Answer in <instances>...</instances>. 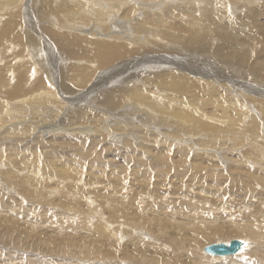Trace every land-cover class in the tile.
<instances>
[{
  "label": "rangeland",
  "instance_id": "rangeland-1",
  "mask_svg": "<svg viewBox=\"0 0 264 264\" xmlns=\"http://www.w3.org/2000/svg\"><path fill=\"white\" fill-rule=\"evenodd\" d=\"M12 4L16 6L14 7ZM231 5L234 13L239 11L236 5ZM40 8L41 5L37 3V0H0V22H2L0 33L2 28L8 27L10 29L9 35H13L11 41L4 42L7 43L6 46L0 44V74L5 72L4 74L7 75L9 80L8 89L4 88L0 91V122H2L0 123V132L4 133L0 135V138H5L7 130L17 131L28 124L27 119L30 118L33 110L41 114L44 111L41 106L45 101L56 99V101L63 102L67 99V93L63 92L66 91V87L60 86L61 72L66 73L68 76L71 75L70 82H72L71 86L73 88H80V84L76 81L74 83L72 80L73 77L77 76V67L87 66L82 60L72 59V56L64 50V46L57 42L56 34L53 33L54 28L50 29L49 27L51 25L56 27L55 19L41 16ZM9 18L12 19L9 20ZM244 26L250 30L249 25ZM36 28L39 31L38 37L30 33L31 29L36 30ZM62 30L72 32L75 35H78L76 32H84V30L80 31L68 26L62 27ZM102 36H105L103 38L108 37L106 34H102ZM116 41L121 42L119 39H116ZM89 50L93 51L92 48H89ZM188 50L192 55L196 54L195 48L188 46ZM190 59L191 62H195L200 59L207 61L212 58H208L207 55L201 53V58L193 56ZM125 60H118L119 62L117 61L114 65L111 63L107 67H101L97 70V73H95L96 69L92 70V73L95 74L85 88L81 90L85 89L86 91L90 86L92 87L94 85L92 83H96L101 75L107 76L112 67L120 72L119 76L125 75L122 80L126 79V83L120 85V81L112 82L115 85L112 83L107 85L109 89L106 88L104 93L101 92L102 89L92 90L87 94V97H91L84 100L85 102L82 104V106L89 107V110L86 113H78L76 118L74 117V111L64 113V107L61 105V109H56V115L61 117L62 120L60 121L63 125H69L68 123L75 121L76 124H81L77 120H83L84 117L85 121L93 120L91 119L95 115L92 108L93 104L97 100L100 102L108 96L109 93L107 94V92L122 100L123 104L116 111L117 113L125 110L127 104L125 100L127 99V102L133 100L135 103H140L144 108L143 110L146 108L150 112L152 105H158L157 101L151 105L148 98L146 99L148 102L134 99L138 95L134 92L132 94L135 96L132 95L131 90L133 89H129L128 86L136 84L139 86L141 84L142 87L146 86L145 88L152 89V85L149 86L146 83L145 85L143 80L148 81L149 74L157 73L164 68L157 65L140 67L141 71L146 70V73L135 79V73L132 72L136 70L138 65L134 64L132 68L131 65L125 63ZM25 61L27 63H24ZM42 62L44 63L42 64ZM14 63L17 65H14ZM69 64L73 68H68ZM210 64L213 65V62H210ZM23 65H28L25 77L22 76L21 72V66ZM99 66H101L100 63ZM188 71L194 74L193 77L199 76L202 80H207L205 82H215L214 85L216 84L217 86H215L221 92H225L230 96L235 94L229 93V88L236 86L237 96L231 99L240 100L239 102L243 105L246 103L253 104V102H246L242 96L238 95V92L253 98H264V77L253 74L246 66L237 68L238 72L235 68V73L238 74L233 82L230 81L226 86L222 82H218L216 76L212 74L201 76L191 72L190 69ZM24 78H26L24 85L27 86L28 90L21 92L24 87H20L15 97L11 99L3 97L6 92L16 87L19 81ZM163 86H161V89L167 91H160L164 100L166 94L174 95V92L168 91V88H165V85ZM247 86L256 91L249 89ZM190 88H195V85ZM48 89L54 93V96L38 93ZM98 92L101 94L99 95ZM194 92H196V89L190 91V93ZM75 94H79V92L75 91ZM145 95L142 94L144 99L147 96ZM215 100L220 107L216 112L208 109V114L214 112L224 117L222 112L224 106L221 103L224 101L217 98ZM68 103L71 104L65 100L62 104L68 106ZM72 104L75 106L76 103ZM49 106L51 107L53 104H49ZM6 107L7 111H5ZM15 108L17 109L15 110ZM114 109L111 110L115 111ZM94 110L101 109L94 108ZM248 110L256 113V116L259 117L254 115V119H262L261 114L255 112L254 108L249 107ZM159 112L153 111L150 114L158 117ZM236 112V108H229L230 116L236 118ZM15 113L19 115L24 113V118L19 119L20 121L15 120L16 122L3 119L8 115L13 117L16 115ZM248 115L243 116L246 117L247 121L250 120ZM169 118H172V116H169ZM127 119H132L133 123H138L133 118L129 117ZM66 120L67 122H65ZM113 120L119 122L121 120V122L115 127L114 124H108L111 123L108 117L104 118V128L109 127L113 130H105L102 138L98 134L94 135V131L90 132L89 128L86 127H78L74 130L63 127L53 128L56 130L43 132L38 136V133L32 134L33 136L30 135L31 138L19 142L17 141V133L12 136L15 140L9 139L10 137L0 139V148L8 154L12 152V148L17 149L28 146L29 148L26 147L28 149L26 153H28L27 157L30 158L29 168L36 167L39 170L38 174H41L40 178L34 177L35 179L31 181V190H27V186L19 180L22 178L21 175L25 174V171H21L22 168L20 167V169L19 165L14 166L12 164L13 168L10 167L8 165L10 161L8 154L4 153L2 155L0 151V155H2L0 156V192L4 193V198L0 196V200L3 199L4 201L1 200L2 203H0V231L3 236H7L9 233L5 237L8 244L0 243V264H153L150 259L142 262L140 258H155V255L158 256V259L163 260L159 264H198L197 260L200 257L201 261L202 258L205 259L206 264H219V261L230 256L229 260L234 264H264V257H262V254L259 255L260 249L254 253L260 245L259 239H264V184L261 180L264 178V165L261 164V160H255L254 157L248 154L253 147L249 145L250 138L245 131L252 123H245L242 128L234 127L233 119L232 128L230 129L231 132H236L233 142L225 138L224 141L218 139L217 143H212L208 138H202L212 136L214 132L212 124L206 130L194 129L200 135L194 134L193 137L196 140L201 139L200 142L204 141V144H208L207 146L201 144L203 146L198 145L197 147L192 144L187 154L178 153L180 145H177V141L183 144L190 143L180 139L187 133V129L182 128L179 132H176V129H168L175 138L176 136L178 138L180 134V138L175 143L174 139L172 143H168L172 155L163 154L160 157L154 156L157 150L151 148L154 151H149V147L144 149L140 145L142 144L140 137H137L134 133L129 134L126 126L122 128L121 125L123 122L126 123L125 120L118 117H114ZM241 124L242 122H240ZM261 125L262 123L259 124L258 128L260 130L257 129L258 132L262 131L263 127L261 128ZM135 130L140 131L138 127ZM191 131L195 133L192 129ZM100 133L103 134L102 131ZM261 133L264 134V131ZM89 134L92 137H89ZM75 135L76 137H74ZM82 135L84 138H81ZM187 135L190 134L187 133ZM161 136L165 137L164 135ZM225 136L229 137L230 135L225 134ZM85 137L90 139L86 140ZM252 137L259 139L258 142L262 141L264 143V135L263 138L256 135ZM126 139L129 140L128 143L125 141ZM91 141H94L89 147L92 152L91 157L85 159L77 157L76 155L80 153L78 148L88 151L79 144L86 143V145H89ZM236 142L241 143L229 148L230 145ZM156 143L152 141L144 146L162 147L160 140ZM128 145L134 147L135 150L138 148V152L136 153L135 150L128 148ZM214 147L216 149H212ZM249 147L251 148L250 151ZM262 149L263 154H260L261 157L264 155V145ZM69 150L73 151L68 152ZM22 152L23 150L20 149V153ZM24 153L25 151L20 155L18 154L19 156H15L14 164L21 162ZM93 153H97L98 157L95 158ZM222 156L227 157L223 158ZM263 160L262 162H264ZM18 168L21 175L17 173ZM10 169L13 170L12 173L14 172L15 177L4 176V173ZM60 169H63L62 173L66 177H61L58 174L61 171ZM38 181H47L49 191L44 188V197H41L36 189H39L40 186H46V183L41 185ZM47 192L50 193L47 194ZM8 197H13L14 200L11 199L6 202L5 200ZM170 211L172 215H170ZM194 213H202L204 218H192L191 216ZM99 224H103L104 229L103 227L100 228L103 230L99 231ZM125 225L127 229L124 227ZM128 225H136V230H131V226ZM143 225L149 230L152 229V233L143 228ZM211 226L214 230L210 232L211 234L206 235L207 237L201 236V238H198L200 235L198 233L203 229L206 231L207 227ZM147 231H149V234H147ZM190 238L195 239L193 244L191 242L190 244L187 243V239ZM235 238L242 239L246 244L239 255H237L238 253L235 254L237 257H233L234 255H226L228 257L211 255L203 250L209 244L226 243ZM198 243H200L199 246H197ZM135 245L141 246L138 251L135 250ZM262 248L264 253L263 245Z\"/></svg>",
  "mask_w": 264,
  "mask_h": 264
},
{
  "label": "bare ground",
  "instance_id": "bare-ground-1",
  "mask_svg": "<svg viewBox=\"0 0 264 264\" xmlns=\"http://www.w3.org/2000/svg\"><path fill=\"white\" fill-rule=\"evenodd\" d=\"M37 3L41 5V8L39 10L41 16L53 17V19H55L56 27L52 26L50 23L49 24L51 26L49 27L50 29L52 27L54 28L53 33L56 34V38L58 40L57 42H59L61 45L64 46V50L72 56V59L82 60L83 62H85L87 66H82L81 68L77 67L76 68L77 76H75V78L73 77V80H72L74 81V83L76 81L78 84H80L79 86L80 88L78 87L73 88L71 86L72 82H70L71 75L68 76L66 75V73L61 72L60 86H62L63 88L66 87L65 88L66 91H63L64 93H67V99L65 100L67 102H70L71 104L68 103L69 104L68 106L66 104H62L65 102V100L63 102L56 101V99L47 100L41 106L44 109V111L41 114L36 113L33 110V112L30 115V118L28 117L27 119V121L29 122L28 124L24 125L23 128H19V130L17 131H14L13 129L7 130L6 131L7 134L5 135V138H0V139H8L6 137H10L9 139L15 140L12 136L14 133H17L18 135L17 141L19 142L21 140H27L31 138L35 133H38L37 134L38 136L42 134L43 132L55 131L56 129H53V128H63V127H69L72 130L78 127H83V128L86 127V128H89L90 132L94 131V135L98 134L100 138H102L105 133V130L107 131L113 130L112 128L110 129L109 127L104 128V118L108 117L111 120V123H108V124H114L115 127H117L119 123L121 122V120L120 122L114 121L113 118L118 117L126 121V123L124 122L122 123L121 125L122 128L126 126V129L127 131H129L128 132L129 134L134 133L137 135V137H140L142 141V144L140 145H142L144 149L149 147V151L151 150V148H153L155 151L156 150L160 151V152L156 151V153L154 152L152 153H154V156L161 157L163 154L164 155L171 154V148L168 147V143H172L173 139L175 143L176 140L180 138L179 133H178L179 134L178 138L176 135H175L176 136L175 138L172 132H169L168 129H176V132H179L182 128L185 130L187 129V133H189L190 135L186 136L187 134L186 133L180 139L189 141L190 143L183 144L182 142L177 141V145H180L178 153L187 154L188 149L190 150V147L192 144L194 145V147L204 144L203 143L204 141L200 142L201 139L196 140L193 137L194 134H199V132H196L195 130H206L211 126V124L214 129L213 134L211 133L212 136L210 138L207 136L202 137V138H208V140H210L212 143L216 142L218 139H222V141H224L225 138L233 142L235 140L233 138L236 135V132H231L230 129L232 128V120L234 119L233 120V124L235 125L234 127L242 128L245 126V123L247 124L252 123L250 127L248 128V130L245 131V133H247L250 138L249 145L253 147L251 152L248 154L249 156L251 155V157H254L255 160H258V159L261 160L260 161L261 164L264 165V162H262L264 155L263 157L260 156V154L263 151L262 146L264 145V143L262 141L258 142L259 139L252 137L253 135H256V136L263 138V135H264L261 133L264 131V98H253L247 95L246 93H244L246 95H243V94H239L238 92V95L242 96V98H244L246 102H250V101L253 102V104L246 103V104H249L250 106L246 104L243 105L242 103L239 102L240 100L238 101V100L231 99L237 96V89L235 91L236 86H232V88L227 87L230 90L229 93L235 94L234 96H230L229 94L225 92H221V90L218 87H216L217 85L216 84H215L216 86L214 85L215 82L214 83L205 82L207 80H202V78L199 76L193 77L194 74L188 71V69H190L191 72L200 74L201 76H207L208 74H212L216 76L218 82L220 83L222 82V84H224L225 86L230 81L233 82V79L237 76L238 73L237 74L235 73V68L237 71V68L246 66L253 74L264 77V0H37ZM231 4L236 5L239 11L234 13ZM12 6L15 7L16 5L12 4ZM151 9H155V10H151ZM10 19L12 18H9V20ZM16 21L18 20L16 19ZM1 23L2 22H0V24ZM244 25H249L250 30L247 29ZM64 26H68L69 28H72V29L74 28L80 31L84 30V32L83 33L76 32L78 35H75L72 32H67V31L62 30V27ZM36 30L31 29L30 33L36 36L39 35L38 33L39 31L38 30L36 31ZM9 31L10 29H8V27L2 28L1 33H0V44L2 43L6 46L7 43H4V42L12 40L11 37L13 35L10 36ZM102 34H106L108 37L103 38L105 36H102ZM116 39H119L121 42H117ZM52 45L54 44L52 43ZM188 46L196 49L195 55H192L191 53H189ZM89 48H92L93 51L89 50ZM200 52L207 55L208 58H212V59L207 60V61L200 59L198 61L191 62L190 58H192L193 56L201 58ZM123 59H126L125 63L126 64L128 63V65H131L130 67L132 68L134 64L138 65L136 70L135 71L133 70L132 72L133 74L135 73V79H137L139 75L146 73L145 72L146 70L142 72L140 67L157 65L159 67L164 68L163 70H160L157 73L149 74L150 76L147 77L149 82L146 81L145 79L143 80L144 84L146 83L149 86L152 85V89L145 88L146 86L142 87L143 85L141 86V84H139V86L137 84L134 86L132 85L128 86L129 89H133L131 90L132 91L131 94L134 92V94L138 95V97L134 99L139 100V101L142 100L141 102L150 101L151 105L157 101L158 105L156 106L152 105L151 112L160 111L158 117L154 116L153 114H150L151 112L146 108L145 110H143L144 108H142V105H140V103L138 102L135 103V101L133 102V100L127 102L128 99L125 100L127 103L125 106V110L121 112L119 111L120 113H117L116 111L120 109L121 104H123L122 100L111 95L110 92H107V94L109 93L108 96L103 98V100H100V102H98L97 100L93 104V107H92L93 113L95 112L94 118H91L93 120L90 121L89 119L88 121H85V117H84L83 120H77V122L81 124H76L75 120H70V121H75V122H72V123L70 122L68 123L69 125L67 124L63 125L62 121H60L62 120L60 119L61 117L56 115L57 113L56 109L57 108L61 109V105L64 107V111H63L64 113H66L67 111L68 113L71 111H74L73 112L75 113L74 117L76 118L78 113H86V111L89 110V107L82 106V104L85 102L84 100H87L89 99V97H91V96L87 97V94L90 93L92 90L97 91L98 89H102L101 92L104 93L106 88H108L107 85H109L112 82L120 81L119 82L120 85L122 83L124 84L126 83V79L122 80L125 75L119 76L120 72L116 71V69L112 67L108 71L107 76L101 75V77L96 81V83H92L94 84L92 85V87L91 86L89 88L87 87L88 89L86 91L85 89L81 90L82 88H85L86 84H88L92 76L95 73H97V70L99 68L104 67V66L107 67V65H110L111 63H113L114 65L115 63H117L118 60L120 61ZM210 62H213V65H211ZM24 63H27V61H25ZM43 63L44 62H42V64ZM99 63L101 66H99ZM70 64L68 68L73 66L72 64H71L72 66ZM14 65H17V64L14 63ZM42 68H44V66H42ZM94 69H96V72L93 74L92 70ZM27 70H28V65L21 66V72H22L23 77H25ZM4 73L0 74V91H2L4 88L8 89L7 87H8L9 80H8L7 75ZM113 75H116V76H113ZM44 76L45 75L43 74V77ZM118 76L119 78H117ZM115 78L116 80H114ZM25 80L26 78L20 80L17 86L13 87L10 91L6 92L3 95V97L4 98L7 97L9 99H11L12 97H15L17 95L16 92H18L20 87L22 88L24 87V89L21 90V92L28 90L27 86L25 87L24 85ZM154 81H157V82H154ZM132 82L133 80L131 81V83ZM162 83L163 85H165V88H168V91L174 92V95L166 94L165 100L164 98H162V95L160 94V91L167 92L166 90L161 89V86H163L161 85ZM112 84L115 85V83H112ZM193 85H195V88H190ZM247 87L249 89H252L250 86H247ZM194 89H196V92L190 93V91ZM200 89L201 91L199 92ZM75 91L79 92V94H75ZM253 91H256V90H253ZM38 93L40 95L54 96L53 95L54 93L50 91V89H48L47 91L42 90L41 92H38ZM100 94L101 93H99V95ZM142 94L147 95V96L145 95L146 96L145 99L144 97H142ZM7 95L10 97H8ZM98 98L99 96L97 94V99ZM147 98H148V101L146 100ZM216 98L218 100L222 99L224 101V102H221V101L219 102L223 103L224 107L222 108V112H223V116L226 117L227 119L222 117L221 115L215 114L214 112L213 114L212 113L208 114L209 112L208 109H212L213 111L216 112L218 110V107H220V105H218L217 101L215 100ZM223 98H226V99H223ZM259 101H261L262 104L259 103ZM5 102H9V101H5ZM16 102L18 103V101ZM72 103H76L75 106H73ZM49 104H53V106L50 107ZM249 107H252V109L254 108L255 112L257 113L259 112L262 116L261 117L262 119L261 120H258L257 118L254 119V117L257 114L250 112L251 110L250 111L248 110ZM94 108L101 109V110H94ZM229 108H236L237 110V112L235 113L236 118L229 115ZM16 109L17 108H15V110ZM111 109H114L115 111ZM5 111H7V107ZM15 114L16 115L13 117L8 115L2 118L4 120L9 119L10 121H15V120L24 118V113L21 115L17 113ZM247 114H249L248 115V118H250L249 121L246 120V117H243ZM168 115L172 116L173 119L169 118ZM129 117L133 118L138 123H133L132 119H127ZM65 122H67V120ZM240 122H242L241 125H240ZM83 123H86V124H83ZM260 123H262L260 127L261 128L263 127V128H262V131L258 132L257 129L260 130V128H258ZM75 125H78V126L75 127ZM137 127H138V130L140 131L135 130L137 129ZM149 128L155 131L150 130ZM132 129L134 130L133 132H132ZM191 129L195 133H192ZM101 131L103 132V134L100 133ZM3 134H4L3 132H0V135H3ZM225 134H229L230 136L226 137ZM161 135H164L165 137H162ZM74 137H76V135ZM89 137H92V136L90 135ZM81 138H84V136L82 135ZM85 139L89 140L90 138L85 137ZM35 140L37 141V139ZM158 140H160L162 143L161 148H157L155 146L153 147V145L144 146V145H147V143L152 142V141H155L156 143V141ZM125 141H127L128 143L129 140L126 139ZM222 141L220 140V142ZM93 143L94 141L89 142V145H86V143H83V144L80 143L79 145H81L83 148H85L88 151H83L80 148H78L80 153L77 154L76 156L79 158H83V159L90 158L92 155V152L89 149V147ZM239 143L241 142H236L233 145L229 144L230 145L229 148H231L234 145H238ZM207 144L208 143L204 145L207 146ZM26 147L17 148V149L12 148L11 149L12 152L9 154L5 152V150H3L2 148H0V151L2 155L4 153L8 154L9 160H10L8 162V165L10 167H12L11 166L12 164L14 166L19 165V168L20 167L22 168V169L20 168L21 171L23 170L25 171V174L21 175L19 173V168L17 169L18 170L17 173H19V175H21L22 177L19 180L23 182V185L27 186L28 189L27 188L25 189L30 191L31 190L30 187H32L31 181L35 179L34 177L40 178L41 174H38L39 172L38 168L37 169L36 167L29 168L30 158L27 157L28 153L26 152L28 151L26 150L28 149H26ZM215 147L212 149H216ZM128 148L135 150L134 147L130 145H128ZM20 149L23 150V152L25 151L22 157L23 159L21 160V162L14 164V160L16 158L15 156L23 153V152L20 153ZM250 149L251 148L249 147V151ZM74 150L76 151V149ZM154 150H151V151H154ZM70 151H73V150H69L68 152ZM135 151L137 153L138 148H136ZM224 155L228 156V154H225V153ZM93 156L97 158L98 154L93 153ZM222 157L225 158L224 156ZM181 158L183 157L181 156ZM151 162L153 161L151 160ZM146 164L148 165V162ZM154 165L156 164L154 163ZM60 170L61 171H59L58 174L61 177H66L65 174L62 173L63 169H60ZM12 171L13 170L11 169L8 170L7 172L4 173V176L15 177L14 172L12 173ZM42 176L46 177L47 174L46 176L45 175H42ZM261 180H262V183L264 184V178H262ZM47 181H44V182L38 181L39 183H41V185H43V183L44 184L46 183L45 184L46 186H40L39 189H36V191L40 193L39 195L41 197L45 196L44 188L49 191V189L47 188ZM49 193L47 192V194ZM68 193L71 194L70 192ZM0 196L4 198V193L0 192ZM11 199L14 200L13 197H8L7 200L5 201L7 202ZM1 200L3 201V199ZM1 200H0V203H2ZM24 209H27V208H24ZM175 212L177 213L178 211H175ZM170 215H172L171 211H170ZM191 217L202 219L204 218V215L202 213L200 214L194 213V215H192ZM159 221L161 222V220ZM250 225H253V224H250ZM128 226L129 227L131 226L132 228L131 230L133 229L136 230V227H135L136 225H128ZM160 226L162 227V225ZM98 227H99V231L104 229L103 224H99ZM102 227L103 229H100ZM124 227H126V225ZM163 227L165 228L166 226H163ZM143 228H145L144 225H143ZM145 229L149 230L148 228H145ZM151 230H149L150 233H152ZM149 231H147V234H149L148 233ZM212 231H214L212 229V226L207 227L206 231L203 229V231L198 233L200 234L198 238H201V236L204 237L206 235H209V233ZM7 236H3L2 232L0 231V243L8 244L7 243L8 240H6L7 238L5 239V237ZM157 236L159 235L157 234ZM187 240H188L187 242L188 244H190V242L193 244V242L195 241L194 238H190ZM142 241H144V239H142ZM229 242L230 240L226 243H229ZM243 242H244V245H246L245 241ZM258 242L260 243V245L256 248L254 253H256L260 249L259 255L262 254V257H264V253L262 252L263 251L262 245L264 246V239L261 240L260 238ZM12 244H13V241H12ZM199 244L200 243H198L197 246H199ZM134 247H136L135 250L138 251V249H140L141 246L135 245ZM244 248L245 247L243 246V248L239 252H241ZM239 252H237L238 254L237 253L235 254L239 255L240 254ZM235 254H232L234 255L233 257H237V255ZM224 257H228V256H224ZM230 257L224 258V260L219 261V264H234L231 260H229ZM204 258L206 257L204 256ZM146 259H150L153 264H159L163 261L161 259H158V256L156 255H155V258H150V257L140 258L142 262L147 261ZM200 259L197 260L198 264L199 263L206 264L205 259L202 258V261ZM219 259H222V258H219Z\"/></svg>",
  "mask_w": 264,
  "mask_h": 264
},
{
  "label": "water",
  "instance_id": "water-1",
  "mask_svg": "<svg viewBox=\"0 0 264 264\" xmlns=\"http://www.w3.org/2000/svg\"><path fill=\"white\" fill-rule=\"evenodd\" d=\"M244 246L242 239L235 238L230 240L229 243L219 242L212 243L204 247V251L208 254L217 256L232 255L239 252Z\"/></svg>",
  "mask_w": 264,
  "mask_h": 264
}]
</instances>
